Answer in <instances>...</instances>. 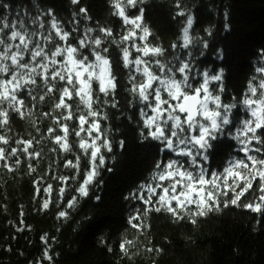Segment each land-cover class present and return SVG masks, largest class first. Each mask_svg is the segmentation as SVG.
I'll return each mask as SVG.
<instances>
[{"label": "snow or ice", "instance_id": "snow-or-ice-1", "mask_svg": "<svg viewBox=\"0 0 264 264\" xmlns=\"http://www.w3.org/2000/svg\"><path fill=\"white\" fill-rule=\"evenodd\" d=\"M144 2L110 0L112 15L123 22L119 40H108L114 37L113 28H92L86 24L83 35L75 37L78 45L70 42L71 33L57 20L54 11H40L36 0L33 4L37 15L25 12L21 16L17 12L14 19H10L11 5H0L9 9V14L0 17V127L8 125L10 112L18 113L21 118L25 116L24 93L35 101L36 94L46 90L39 95L41 102L52 95L55 101L53 111L60 112L59 116L52 117V122L63 133L62 136L52 135L55 129L49 127L52 142L58 145L60 152L71 153L74 149L69 135L74 132L79 153L86 160V166L82 168V156L75 154V162L66 159L64 164L65 168L75 169V173L52 177L74 189L76 194L67 201V208H75L80 199L89 196L101 169L107 167V158L102 150L113 151L111 129L101 127V121L107 120L108 116L96 106L110 103L111 107H117L115 93L118 80L110 47L105 46L115 45L128 73L130 87L126 91L133 98L129 103L140 106L139 121L142 123L138 126L141 142H156L161 155L145 182L125 196L126 201H139L144 206L135 209L136 215H129L128 225L140 232L148 227L143 222L152 212L170 214L177 222L188 218L195 224L197 218L219 211L221 198L227 197L229 192L232 193L231 199H224L223 206L240 207L241 197L250 189L253 192L258 190L259 196L243 203L242 207L264 215V49L259 53L261 63L255 68L257 75L249 79L241 98L237 100L233 96L230 102H224V68L202 70L198 63L210 45L208 41H200L199 37L191 35L194 16L183 10L177 12L178 16L187 17L179 38L182 43L172 44L171 59L163 58L165 50L149 42L152 33L143 23L144 8H139L138 15L128 14V9H135ZM71 3L77 5L79 0H71ZM183 7L179 2L176 4L177 9ZM79 14H84L86 20L91 19L84 7L73 14V19ZM42 16L51 18L50 27H46ZM228 19L225 12V20ZM72 31H78L76 25ZM97 31L101 35H93ZM205 31L209 36L213 35L210 28ZM230 31V24L225 23V32ZM56 38L63 43L57 42ZM198 42L202 43V49L196 52L194 49ZM132 49L137 53L135 58H131ZM224 58L223 49H218L216 59L223 61ZM57 91L58 101L54 95ZM109 96L113 97L111 102ZM74 98H78V102L69 103ZM27 111L32 114L31 109ZM238 112L243 115H238ZM43 115L48 117L51 113L44 112ZM77 120L78 128H70L68 121ZM224 141H235V154L229 153L222 170L220 165L212 168L210 160ZM0 144L8 145L9 139L0 135ZM16 144L23 145V148L14 147L6 152L4 147H0V161L9 172L13 171L9 163L11 157H16L17 166L21 163L18 151H23L29 161L42 155L41 151H30L32 140H17ZM119 144L123 149L124 141H119ZM28 169L30 173L36 170L31 163ZM113 170L108 168V171ZM34 183L38 194L41 181ZM65 186L59 188L58 206L65 197ZM43 190L51 197L53 185L48 184ZM50 203L51 199H45L42 209L47 210ZM68 217L66 209L57 212V219ZM41 239L46 241L44 236ZM132 247H135V241L122 240L119 244L121 258L131 260L135 255L130 254ZM146 251L151 253L154 249L149 247ZM155 251L162 249L156 248ZM43 258L52 259L47 249Z\"/></svg>", "mask_w": 264, "mask_h": 264}, {"label": "trees", "instance_id": "trees-1", "mask_svg": "<svg viewBox=\"0 0 264 264\" xmlns=\"http://www.w3.org/2000/svg\"><path fill=\"white\" fill-rule=\"evenodd\" d=\"M178 2L185 7L177 9ZM2 4L11 5L10 19H14L17 12L21 16L25 12L37 15L33 0H0ZM36 4L42 12L54 11L57 20L71 33L70 42L74 45H78L75 37L83 35L86 24L92 28H113L114 37L108 38L109 41L113 38L119 40L123 30V22L112 15L110 0H79L77 5H73L71 0H36ZM81 7L87 9L91 19L86 20L84 14L73 19V14L79 13ZM140 7L144 8L143 23L152 33L149 42L161 46L165 50L163 58L167 59L172 58V44L182 43L179 38L187 17L178 16L177 12L183 10L193 15L191 35L199 37L200 41H208L210 45L198 61L201 69L218 71L223 67L224 102H230L233 96L237 100L241 98L247 82L257 75L255 68L261 63L259 53L264 49V0H145L143 5L128 9V14L138 15ZM225 12L229 16L227 21ZM5 14H9V9L0 6V17ZM42 19L46 27H50L51 18L42 16ZM225 23L230 24V32H225ZM73 25L77 26V32L72 31ZM208 28L213 32L212 36L205 31ZM93 35L101 34L97 31ZM105 46L110 47L118 80L115 93L117 107H111L110 103H101L96 107L102 108L108 116L107 120L101 121V127L111 129L113 151L102 150L107 158V167L101 169L89 196L80 199L75 208H67V201L76 194L74 189L67 188L52 177L75 173V169L65 168L64 164L66 159L75 162V154H81L78 138L74 132L70 133L69 140L74 149L71 153L60 152L58 145L52 142L49 127L55 129L52 135H63L52 122L53 116L60 115L59 110L53 111L55 101L52 95L41 102L39 95L46 90L38 92L35 101L24 93L25 116L21 118L18 113L10 112L8 125L0 127V135L9 139L8 145L0 144L6 152L14 147L23 148V145L16 144L17 140H32L30 151L42 152L41 157L29 161L23 151H18L21 163L17 166L16 157H11V172L0 161V264H264V215L242 207L243 203L259 196L258 190L253 192L250 189L241 197L240 207L225 208L223 200L231 199L232 193L229 192L227 197L221 198L219 211L197 218L195 224L190 223L188 218L177 222L170 214L152 212L143 222L148 227L140 232L128 225L129 215H136L135 209L144 206L139 201H126L125 196L145 182L161 155L156 142H141L138 126L142 123L139 121L140 106L129 103L133 98L126 91L130 85L120 50L115 45ZM221 48L225 57L223 61L216 59ZM201 49L202 43L198 42L194 51ZM136 55L132 49L131 58ZM95 87L98 91V86ZM54 95L58 101L59 91ZM108 99L111 102L113 97ZM76 102L78 98L69 101ZM28 109H31V115ZM44 112L51 115L45 117ZM238 115L243 113L238 112ZM68 123L70 128H78V120ZM121 140L124 141L123 149L119 144ZM235 147V141H224L215 150L210 160L211 167L220 165L222 170L229 153L235 154ZM81 156L83 168L86 160L83 154ZM29 163L36 169L34 172H29ZM108 168L114 170L108 171ZM36 181H41L38 194ZM257 183L253 185L254 189ZM48 184L53 185L51 197L43 190ZM61 186L66 187V192L58 206L56 201ZM45 199L52 200L47 210L42 209ZM65 209L69 217L57 219V212ZM42 236L46 237V241L41 239ZM122 240L135 241V247L130 248V254L135 253L131 260L121 258L119 244ZM149 247L154 251L147 252ZM109 248L112 250L109 251ZM156 248L162 251L156 252ZM46 249L51 261L43 258Z\"/></svg>", "mask_w": 264, "mask_h": 264}, {"label": "rangeland", "instance_id": "rangeland-1", "mask_svg": "<svg viewBox=\"0 0 264 264\" xmlns=\"http://www.w3.org/2000/svg\"><path fill=\"white\" fill-rule=\"evenodd\" d=\"M98 86V85H97Z\"/></svg>", "mask_w": 264, "mask_h": 264}]
</instances>
